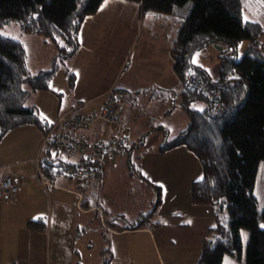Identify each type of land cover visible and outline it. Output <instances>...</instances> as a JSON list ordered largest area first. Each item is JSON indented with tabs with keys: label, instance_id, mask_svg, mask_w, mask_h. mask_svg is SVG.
Wrapping results in <instances>:
<instances>
[{
	"label": "crops",
	"instance_id": "0c3cea01",
	"mask_svg": "<svg viewBox=\"0 0 264 264\" xmlns=\"http://www.w3.org/2000/svg\"><path fill=\"white\" fill-rule=\"evenodd\" d=\"M243 9L244 20L264 23V0H244ZM187 14L188 10L181 8H177L176 13L164 14L144 11L142 4L133 0H104L96 13L85 18L79 31L80 44L77 51L72 57L59 60L63 66L59 64L53 77L64 67V81L61 85L54 83L51 86L50 83V89L31 91L27 101L32 97L35 99H31L28 105L37 110L41 120L53 125L65 110H73L76 114L96 111L104 100V93L117 86L125 91L121 121L118 124L120 130L123 131L124 128L131 130L132 136L138 140L140 149L149 144L147 140L152 131H163L161 141L157 142L160 150L166 139L179 135L190 124V116L185 108L174 101L176 94L180 97L183 84L174 69L172 57L173 46ZM261 41L264 42V34ZM238 46L239 44L237 48L231 50L226 45L228 52L220 56L233 53L234 56L241 58L249 47V40H246L242 56L238 55ZM52 63V67L55 66L53 58ZM197 67L200 68L194 65V68ZM216 74L217 77L212 79L208 73L214 81L219 76V70ZM67 92L71 94L66 96ZM43 93H49L47 94L49 96ZM205 102L195 100L192 104L205 108ZM174 115L181 118L183 116L184 121L179 132L170 135L167 122L172 120ZM108 130L109 126L101 121L73 134L90 141L108 134ZM45 135L44 129L31 123L8 130L0 140V185L2 179L10 174L19 176L22 181L16 195L0 199V255L52 250L53 234L56 237L55 250H59L66 237L74 238L70 242L73 248L106 246L108 238L106 233H102L106 231L110 235L108 249L110 256L106 257L109 259L106 264H112L115 254L111 245L119 244V240L131 232L141 233V241L148 243L152 247V253L158 255L164 264L162 249L167 252V249L172 247L167 245L165 239L163 241L158 237V230L163 226L161 222L156 221V227L152 228L148 225L132 228L130 223L127 224L124 220L126 217H118L122 216V212H115L112 210L115 208L109 207L110 198L103 190L106 183H109L107 173L122 164L123 160L121 158H116L114 162L111 158L103 160L100 175L85 181L81 177L67 176L63 171L65 165L77 164L84 156L64 152L65 158H70L67 162L60 161L62 163L60 173L57 164L52 167L53 175H46L41 166L49 157L46 154L52 146L43 143ZM182 146L172 147L169 152L183 150L187 153L188 150L184 148L187 146ZM53 151L54 148L51 149V153ZM132 152L131 149L125 156H129L128 162L133 166ZM189 159H192L189 154L183 157H168L169 164L175 166L171 179L167 180L177 181L178 177L183 179L193 177L194 174L190 175L185 171V164ZM41 176L50 179L51 182L44 184ZM143 179L147 180L146 177ZM99 210L104 214L101 215ZM110 214L117 216L111 221ZM212 217L215 220L213 214ZM47 222L50 226V235L46 233ZM216 223V220L213 223L210 221V224L205 226L207 233ZM136 245L139 246L138 243ZM102 248L99 249L101 254L97 248L95 249V264H101L100 257L105 255L103 252L107 248ZM174 250L181 252L177 248ZM181 254L183 255H180V258L185 261L180 264H198L196 251L193 252L191 249ZM167 257L168 264H179L173 255L172 258Z\"/></svg>",
	"mask_w": 264,
	"mask_h": 264
},
{
	"label": "trees",
	"instance_id": "16d2710c",
	"mask_svg": "<svg viewBox=\"0 0 264 264\" xmlns=\"http://www.w3.org/2000/svg\"><path fill=\"white\" fill-rule=\"evenodd\" d=\"M103 1L0 0V140L20 125L35 123L45 132L52 127L27 104V98L31 91L51 88L58 61L74 55L85 18L96 13ZM133 1L141 3L144 11L166 14L176 13L177 8L188 10L172 51L180 79L191 69H200L194 68L192 55L202 47L220 42L232 50L240 41L249 40L243 57L233 53L220 56L219 76L213 80L222 91L218 111H213L206 95L181 81V103L176 104L183 105L190 124L179 135L166 139L160 149L184 144L203 165L204 175L192 183L191 194L196 204L211 208L217 223L208 230L198 264H223L225 253L241 256V229L245 227L251 230L247 264H264V228L260 227L264 224V208L254 194L257 169L264 159V23L243 19L244 0ZM12 21L25 32L55 40L59 52L52 69L30 73L24 43L1 34L3 26ZM26 82L29 90L24 87ZM195 100L206 101L202 111L193 106ZM44 144L52 147L41 168L52 176L56 154L63 151L55 136ZM97 160L100 170L96 176L103 161ZM57 166L60 173L62 163ZM144 224L141 218L130 226L140 228Z\"/></svg>",
	"mask_w": 264,
	"mask_h": 264
},
{
	"label": "rangeland",
	"instance_id": "374dc122",
	"mask_svg": "<svg viewBox=\"0 0 264 264\" xmlns=\"http://www.w3.org/2000/svg\"><path fill=\"white\" fill-rule=\"evenodd\" d=\"M1 34L19 39L24 43L27 52V61L30 64V73L37 74L40 70H49L52 67V58L54 59L59 52L57 51L54 39L45 37L40 33L25 32L13 21L3 26ZM238 44V55L242 56L246 46V40H242ZM226 52H228L226 45L213 42L195 52L192 55V62L194 60L197 61V63L193 64L200 66L202 69H206L212 79H215L217 77L216 71L219 70L220 55ZM58 63L61 64L59 61ZM64 71V67L58 70L56 76L52 79L51 86L54 83L61 85L65 78ZM24 87L28 90L31 88L27 82L24 84ZM69 93L67 92L65 95L67 96ZM43 94L49 96L47 95L49 93ZM70 96L72 97V95ZM31 99L33 100L35 98L32 97ZM30 100L27 101V104H29ZM46 102L49 103L50 101ZM95 110L99 111L100 106ZM172 117L171 122H167L169 123L167 125L171 131L170 135L179 132L178 130H180L184 121L183 116L182 118L178 115ZM105 124L107 123L105 122ZM123 131L129 138L128 140L133 150V155L131 156L133 166L128 162L129 156H125V154L119 153L111 157L113 162L121 158L123 163L115 166L114 169L109 170L107 173L109 183H106L103 190L106 191L107 197L110 198L111 206L109 207L115 208L112 209L115 212H122V216L118 217H126L124 220L127 221V224L130 223L129 225L135 221H139L141 218L145 219L144 225H148L151 228L152 226L156 227V221L161 222L163 226L159 228L161 230H158V237L163 241L165 239L167 245L172 247L171 249L169 247L167 252L165 249H162L164 264H168L167 256L171 257V255L176 258V263L180 264L182 261H185V259L180 258V255H183L181 253L189 252L191 249L193 252H197L198 256H196V259L199 260L204 239L208 235L205 226L210 224V221L211 223L215 221L210 208L208 209L205 208L207 206L196 204L191 194L192 182L195 181L192 179L201 178L204 175L202 162H200L197 154L187 149V147L184 148L189 153L183 150V152L181 150H174L172 153L169 152L170 149L159 150L157 142L161 141V137L164 134L163 131H152L147 140L149 144H146L143 149L138 147V140L132 136L131 130L124 128ZM105 135L107 134L101 136ZM183 146L186 145L183 144ZM188 154L192 159H189L187 164H185V171L190 175L194 174V176L191 178L189 176V178L184 179L178 177L176 179L177 181L173 179V181L167 180L171 179L175 166L170 165L167 158H172L173 156L183 157L188 156ZM56 156L58 157L56 164H59L61 160L67 162L70 158H65L63 152H59ZM73 157L75 156H71V158ZM257 171L254 194L258 197L259 206L264 208V159L260 162ZM103 177H105V174H103ZM145 177L147 180L143 179ZM116 216L110 214L111 221ZM100 230L102 231V228ZM241 230L245 234V239H242V255L238 256L225 253L223 264H247V247L251 230L247 227ZM46 233L50 235L48 222L46 224ZM102 233H106L108 238L106 246L73 248L70 242L74 238L66 237L60 244L59 250H55L56 237L53 234L52 250L2 254L0 255V264H95V249L97 248L99 251L102 247L107 249L103 252L106 256L100 257L101 264H106L108 260L106 257L110 256V250H108L110 248V235L106 231H102ZM140 234L130 232L119 240V244L111 245L112 251L115 254L112 264H162L158 255L156 256V254L152 253V247L148 243L141 241L142 235ZM5 239L7 240L8 237L6 236ZM75 240L78 241L79 238H75ZM48 242H50V238H48ZM137 243L139 246L136 245ZM173 248H177L181 252ZM31 253L32 256L29 257ZM101 253L99 251V254ZM188 255L191 254L188 253Z\"/></svg>",
	"mask_w": 264,
	"mask_h": 264
},
{
	"label": "built area",
	"instance_id": "2783aa9c",
	"mask_svg": "<svg viewBox=\"0 0 264 264\" xmlns=\"http://www.w3.org/2000/svg\"><path fill=\"white\" fill-rule=\"evenodd\" d=\"M181 81L190 88L193 87L198 92L206 95L212 104L213 111L216 112L222 107V91L204 70L191 69L181 78ZM124 94V89L117 86L111 87L104 93V100L99 111H92L89 114H75L73 110H65L59 115L52 127L45 132L44 143L55 136L56 144L63 153H77L84 156L83 161L79 164L70 163L65 165L63 168L65 175L81 177L85 181L89 180L91 176H96L99 173L98 158L101 161L109 160L114 155L127 154L131 151L127 135L118 126L123 111ZM174 101L175 103H181L177 94ZM101 121L106 122L109 126V133L105 136L89 141L73 134ZM41 177L44 184L51 182L50 179ZM21 184L22 181L19 176L13 174L5 176L0 185V199L16 195ZM99 211L101 215L104 214L102 210Z\"/></svg>",
	"mask_w": 264,
	"mask_h": 264
},
{
	"label": "snow or ice",
	"instance_id": "6c2138e0",
	"mask_svg": "<svg viewBox=\"0 0 264 264\" xmlns=\"http://www.w3.org/2000/svg\"><path fill=\"white\" fill-rule=\"evenodd\" d=\"M246 22H247V21H246ZM241 47H242V45H241ZM193 63H197V61L194 60ZM230 78H231V77H230ZM201 111H202V109H201ZM260 227H261V228H264V224L260 225ZM241 238H242V239H245V234H244L243 232H241Z\"/></svg>",
	"mask_w": 264,
	"mask_h": 264
}]
</instances>
